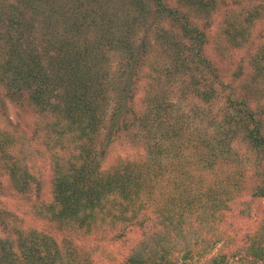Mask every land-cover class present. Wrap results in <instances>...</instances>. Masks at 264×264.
Wrapping results in <instances>:
<instances>
[{"label": "trees", "instance_id": "1", "mask_svg": "<svg viewBox=\"0 0 264 264\" xmlns=\"http://www.w3.org/2000/svg\"><path fill=\"white\" fill-rule=\"evenodd\" d=\"M262 17L264 0H0L2 97L35 117L30 137L0 125V198L34 194L39 222L0 201V264H97L109 252L87 241L125 226L148 227L125 264H264V222L239 242L224 229L264 199ZM211 28L220 57L242 54L229 83L204 55ZM163 83L208 110L188 122L157 100ZM130 129L145 155L104 168Z\"/></svg>", "mask_w": 264, "mask_h": 264}, {"label": "rangeland", "instance_id": "2", "mask_svg": "<svg viewBox=\"0 0 264 264\" xmlns=\"http://www.w3.org/2000/svg\"><path fill=\"white\" fill-rule=\"evenodd\" d=\"M220 16V13L216 15V22L219 20L218 18H220ZM213 28L207 31L208 42L203 49L204 55L217 69V72L220 75L222 81L225 83H229V75L233 70V67L235 66V61H237L242 54H237L234 61H232L231 59H224L220 57L213 48ZM3 29L4 28L0 29V35L3 34ZM254 30L256 36H264V17L258 20L257 26ZM114 63L117 64V61H115ZM234 84L236 85V83ZM144 85L145 81L139 84V88L141 89V91L145 92L146 90H148V88L144 87ZM180 86L181 84L179 85L178 83L169 85L168 87L167 85H165V83H163L162 85H160V89L162 90H160V95H157V100H160L162 97H164L165 102L172 105L173 110L179 109L178 112L180 114L188 115L186 119L191 123L193 119L192 111L196 110V105L201 109L200 112H202L203 110L206 111L208 110V108L200 101L193 99V97L188 98L185 95V93H187L186 90L184 88H180ZM143 96L144 93L140 92V94L136 98V105L137 107L143 106L144 109L146 103H142L140 101V98H142ZM0 100V103L4 105L5 108L4 114H0V125H4L6 129H11L17 133L21 132L30 137L32 134L33 125L35 123V117L26 108L24 100L21 102L20 100L3 98L1 89ZM220 108L221 105L219 106L218 104H216L209 111H211V114H214L215 111H218ZM145 111H147V109ZM198 125L199 127L205 126L202 122L201 124L198 123ZM132 131L134 130L130 129L127 131L129 132L128 134L118 136V138L109 146V148L105 150V156L102 159V166L104 168H107L109 165L117 162L119 159H135L143 157L145 155L143 143L139 142L140 140L138 141L133 137ZM32 143H35V145L39 147V150L44 152V149L37 141L33 140ZM37 165H39L41 169L40 173L37 171ZM30 171L34 175H37V177H42L41 179H43V182H46L49 177V165L47 160L42 161V159H39L37 162H35L34 160V162L30 164ZM48 190L49 189L47 186H43L41 193L39 194V198L47 200V198L49 197ZM2 193L3 195L0 198V201L3 204L2 206H4L5 210H7L11 215L16 216L19 221H23V223L26 225L39 226V222L35 220L33 215L30 213V205L33 201L34 194L21 196L11 190H3ZM246 203H249V200H247ZM249 206L250 211L248 212V216L238 215V209L233 206L232 208L234 210L227 219L232 224L231 226H226V223L224 225V229L226 228L227 233L237 239V242L241 241L246 234L251 233L256 228V226L259 225V222H264V199L253 200L250 202ZM243 207V205L240 206V208ZM147 231L148 227L145 228L140 226H125L123 228L114 230L110 235H97V237L87 241V245L92 250L95 249V247H102L106 248L107 252H109L108 255H106V253H103L101 256H98L97 264H125L130 251L136 245L140 244V242L143 240L144 233ZM0 236H4L3 232L1 231ZM78 245L81 248L84 247V243L82 242H79ZM179 259L175 260L176 264L181 263Z\"/></svg>", "mask_w": 264, "mask_h": 264}]
</instances>
